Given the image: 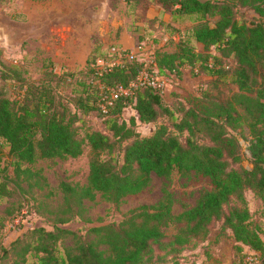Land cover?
Wrapping results in <instances>:
<instances>
[{"label": "trees", "instance_id": "obj_1", "mask_svg": "<svg viewBox=\"0 0 264 264\" xmlns=\"http://www.w3.org/2000/svg\"><path fill=\"white\" fill-rule=\"evenodd\" d=\"M156 1L174 18L186 16L196 22L175 49L154 52L160 73L180 78L187 65L197 70L194 74L199 66H210L217 79L235 84L231 95L220 99L206 88L197 103L178 102L174 108L177 101L169 103L167 93L147 85L130 86L144 67L142 62L103 70L90 63L77 107L100 115L104 130L80 134L76 113L57 102L51 83L23 84L15 97L0 89V155L7 144L16 175L28 173L30 178L34 172L23 166L25 162L76 157L88 143L87 184L71 188L79 201L93 199L100 191L119 203L146 186L153 172L160 176L174 170L201 172L212 187L204 189L197 203L185 211V225L171 236L162 228L171 219L168 207L163 212L141 206L119 222L91 226L93 236L88 240L63 227H40L32 245L37 259L30 264H181L188 243L206 237L216 221L231 230L238 251L248 246L259 259L254 264H264V240L251 220L245 194L251 189L264 200V0ZM242 7L254 10L255 16L249 20L237 16ZM208 16H216L214 24L207 21ZM193 39L202 49L193 46ZM118 85L129 88L128 92L113 96L112 88ZM127 106H133L143 122H157L168 115L172 123H161L153 133L141 135L134 116L129 121L122 118ZM247 120L254 133L249 146L251 166L246 167L240 164V143L231 130ZM8 192L0 169V201ZM65 232L73 233V242L56 254V242ZM244 262L242 254L236 264Z\"/></svg>", "mask_w": 264, "mask_h": 264}, {"label": "rangeland", "instance_id": "obj_2", "mask_svg": "<svg viewBox=\"0 0 264 264\" xmlns=\"http://www.w3.org/2000/svg\"><path fill=\"white\" fill-rule=\"evenodd\" d=\"M156 3V0H0V89L15 97L23 84L51 83L57 102L68 105L76 113L80 134L92 129L104 130L105 122L100 115L84 113L77 107L90 63L100 67L111 64L116 57L112 52L114 47L139 54L142 50L147 58L158 49L173 50L179 38L196 24L186 16L172 17L178 26L161 20L162 15L150 16L149 9L152 6L154 10ZM255 14L254 10L243 7L237 12V16L246 20ZM216 19L208 16L207 21L214 24ZM191 42L196 49H202L200 42L194 39ZM211 50L217 52L214 47ZM199 67L198 74H194L197 70L187 65L182 77L171 79L165 99L169 103L177 101L172 107L178 102L197 103L206 88L220 99L236 90L232 82L217 79L210 66ZM132 116L141 135L153 133L161 123H172L168 115L161 116L157 122H143L133 106L125 107L122 118L129 121ZM251 126L247 120L243 126L231 130L240 143V164L246 167L251 166L249 146L254 133ZM90 152L87 143L83 153L76 157H44L25 162L23 166L34 172L28 178V173L16 175L9 146L4 144L0 169L9 192L0 201V264L35 261L32 245L36 244L35 231L40 227H63L88 240L93 236L91 226L119 222L141 206L163 212L168 207L171 219L162 228L171 236L185 225V211L197 203L204 189L212 187L210 178L201 172L174 170L168 176L153 172L146 186L127 194L119 203L107 199L100 191L93 199L85 197L79 201L71 188L87 184ZM245 194L251 220L258 225L264 240V200L251 189ZM72 232H65L58 239L56 254L72 244ZM234 245L231 230L223 229L222 221H216L206 237L188 243L181 254V264H236L242 254L243 264L259 260L248 246L238 251Z\"/></svg>", "mask_w": 264, "mask_h": 264}, {"label": "built area", "instance_id": "obj_3", "mask_svg": "<svg viewBox=\"0 0 264 264\" xmlns=\"http://www.w3.org/2000/svg\"><path fill=\"white\" fill-rule=\"evenodd\" d=\"M113 54L116 56L115 59L112 61L111 64L100 67L99 65H94L97 69L103 70L107 69L113 65H124L126 62L130 61H140L144 64V67L137 75L136 79L130 83L131 87H137L138 85H147L151 86L154 89L160 91L163 94L167 93L168 87L171 84L172 78H178L173 73L168 74H161L158 64L155 60L154 53L149 57H144V52L141 50V54L133 51L128 50L125 48L120 47H114L112 49ZM129 88L123 87L122 85H118L115 88H112V94L113 96H117L119 92H125L127 93ZM108 103H111L112 100L108 99ZM104 109H106V106Z\"/></svg>", "mask_w": 264, "mask_h": 264}, {"label": "crops", "instance_id": "obj_4", "mask_svg": "<svg viewBox=\"0 0 264 264\" xmlns=\"http://www.w3.org/2000/svg\"><path fill=\"white\" fill-rule=\"evenodd\" d=\"M158 6V7H156ZM159 8V9H158ZM150 16H159V15H162V18H160L161 20H166L168 22L171 21V23L175 26H178V22L176 21V19H172V15H171V12H169L168 10H166L162 4L160 2H157L156 5H155V9L153 10L152 9V6L150 7L149 9V13H148ZM174 18V17H173ZM179 78V77H178Z\"/></svg>", "mask_w": 264, "mask_h": 264}]
</instances>
